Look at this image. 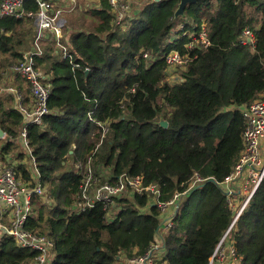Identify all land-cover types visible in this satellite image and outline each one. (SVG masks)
Returning <instances> with one entry per match:
<instances>
[{"label": "trees", "instance_id": "trees-1", "mask_svg": "<svg viewBox=\"0 0 264 264\" xmlns=\"http://www.w3.org/2000/svg\"><path fill=\"white\" fill-rule=\"evenodd\" d=\"M177 7L178 0H143L122 30L108 0H99L91 12L68 20L72 32L62 43L71 63L52 40L36 58L51 89L49 114L42 125L26 126V139L48 198L34 199L26 228L52 239L50 264H124L146 252L166 219L146 192L119 195L112 222L101 203L73 213L81 186L80 171L72 169L76 163L83 169L89 161L100 182L113 183L124 174L141 177L144 186L159 189L160 203L187 189L194 177L202 180L180 202L164 236L169 264H209L232 221L221 185L243 149L240 108L264 93V0L186 6L179 18L182 33L198 32L205 24L210 44L191 52L192 60L179 71L181 80L172 84L166 81L169 66L162 54L177 50L183 55L188 42L179 32L180 39L166 44ZM38 9L34 1L24 5L25 12ZM86 17L98 21L84 27ZM245 28L255 38L253 50L239 42ZM34 33L31 18L0 20V84L31 49ZM23 127L14 96H0L1 154L24 158L14 153ZM15 170L29 179L24 165ZM229 239L236 254L231 264H264V180ZM37 255L0 237V264H33Z\"/></svg>", "mask_w": 264, "mask_h": 264}, {"label": "built area", "instance_id": "built-area-1", "mask_svg": "<svg viewBox=\"0 0 264 264\" xmlns=\"http://www.w3.org/2000/svg\"><path fill=\"white\" fill-rule=\"evenodd\" d=\"M34 1L39 9L36 13L25 12L24 5ZM160 2L162 0H151ZM112 11L116 14V22L120 25L129 13V0H108ZM62 12L56 9L52 3L43 0H0V20L6 17L23 19L31 18L35 27L34 40L31 49L25 52L21 59L12 67L15 76L21 79L29 92L30 103L27 104L24 94L19 89H8L14 96L15 106L24 116V127L20 138L26 151L29 167L26 168L29 179L20 178L13 167L0 168V232L13 239L15 245L20 249H30L38 253L33 264H50L54 257V242L45 234L32 232L26 228L28 219L34 212V199L48 198L46 189L40 184V174L26 139V126L29 124L40 126L46 115L49 114L48 100L51 92L50 86L45 84L44 75L36 68V58L43 55V44L48 36L54 43L55 48L64 60L72 57L62 43L65 21L61 17ZM192 34L188 42L183 45V55L177 50L162 54L169 68L167 77H170V68L180 66L175 78L179 81V71L185 69L188 62L192 60L191 52L206 49L209 44L207 28L202 24L200 31ZM178 40V39H176ZM174 40L166 41V44ZM239 42L248 45L253 50L255 38L252 32L245 28L242 30ZM147 57V54L144 55ZM72 66H76L72 64ZM167 79V78H166ZM173 82V83H175ZM172 83V84H173ZM242 118L245 122L243 131V149L232 173L221 185L226 194L227 206L232 212V221L218 243L210 261L219 253L224 252L221 241L224 240L233 229L249 201L255 195L261 182L264 180V93L254 102L243 105L240 108ZM91 116V114H88ZM91 119V117H90ZM105 132V129H104ZM76 170L80 171L81 186L73 202L72 212L80 213L93 208L101 203L106 211V221L115 219L117 209L115 199L129 192L131 197L134 193H148L149 202L158 207L166 219L160 224L155 234V239L149 245L146 252L141 256H133L124 260V264H169L166 257L164 236L172 228L173 219L178 214L179 204L189 194L190 189L196 183H201L197 177L183 191H175L170 200L160 203L158 200L160 191L156 186H144L141 177H129L122 175L116 182L108 180L100 182L93 174L89 161L82 169L81 164H75ZM30 169V170H29ZM232 261L236 254L234 247L229 248ZM210 264V262H209Z\"/></svg>", "mask_w": 264, "mask_h": 264}, {"label": "crops", "instance_id": "crops-1", "mask_svg": "<svg viewBox=\"0 0 264 264\" xmlns=\"http://www.w3.org/2000/svg\"><path fill=\"white\" fill-rule=\"evenodd\" d=\"M45 2H50L53 4V6L56 9H59L62 12V19L66 22V18L67 21L69 20L70 16L73 14H79V13H86L89 12L90 7H98L99 6V0H43ZM142 6V5H141ZM140 6V7H141ZM135 7V6H134ZM140 7H135V10H138ZM130 8H132V5H130ZM137 8V9H136ZM129 15V14H128ZM126 16V18L124 19L123 23L120 24L121 25V29L122 30H126L127 29V22L128 19L130 18V20L132 18H134L133 16L129 15ZM131 16V17H130ZM65 26V25H64ZM35 29V27H34ZM64 32V29H63ZM63 39V38H62ZM34 40V39H33ZM50 43L48 36H46V39L44 41L43 44V52H44V47L46 46V44ZM11 73L14 74V72L12 71L11 68ZM15 75V74H14ZM12 76L11 78H9L10 81H13L8 83L7 85H5V87L3 89H0V96L1 94L4 93V95L2 96H7L8 94L10 95V92H8V89H18V84L20 85V89L23 94H24V101L29 104L31 99L29 96V92H27V88L25 83L20 79L17 80L19 83L16 82V80H13V78H18L17 76ZM19 79V78H18ZM8 82V81H7ZM6 82V83H7ZM15 103V101H14ZM5 139V136L2 138ZM20 145L24 154V158L19 159L18 157H16L13 152L11 154L5 155V154H1L0 153V168H4V167H13L15 169H18V167L20 166V164L24 165L26 164V159H27V164H28V158H27V154L26 151L23 147L22 144V140L20 138ZM29 165V164H28ZM29 167V166H28ZM27 168V167H25ZM1 237V236H0ZM231 263V262H230ZM216 264H228V261L225 262H218Z\"/></svg>", "mask_w": 264, "mask_h": 264}, {"label": "rangeland", "instance_id": "rangeland-1", "mask_svg": "<svg viewBox=\"0 0 264 264\" xmlns=\"http://www.w3.org/2000/svg\"><path fill=\"white\" fill-rule=\"evenodd\" d=\"M142 2H143V0H129V2H128V5L130 4V5H132V8H130V6L128 7V9H129V15H131V16H133L134 17V15H136L137 14V10H135V7H140L141 5H142ZM135 6V7H134ZM95 7H90V10H89V12H91V10H93ZM137 9V8H136ZM128 15V16H129ZM72 16H74V17H76L77 16V14H74V15H72ZM68 18V17H67ZM67 18H66V27H65V30H64V32H63V38L64 39H67L68 38V36H69V34L72 32V30H70V28H69V26H68V21H67ZM179 18L180 17H178L177 19H175L176 21H175V25H174V28H173V30L171 31V33H170V36L168 37V39L166 40V41H171L172 39L173 40H176V39H180L181 38V35L179 34V32H181L182 33V28H183V24L181 23V21L179 20ZM98 20H97V18H94V19H92V18H90V17H86V20H85V24H86V26H84V27H87V26H89V25H94L93 23L94 22H97ZM203 25H205V24H203ZM72 26V25H71ZM189 27H191V25L189 26ZM186 33H187V35H185V33L183 32L182 34V36H188V38L192 35V34H194V33H192L191 31H190V29H187V31H186ZM197 33V32H196ZM195 33V34H196ZM173 43V42H172ZM32 44H33V41H32ZM32 44H31V46H32ZM55 47V46H54ZM29 51V50H28ZM27 52V51H26ZM182 69V67H180V66H172L171 68H170V77L168 76L167 77V79H166V81L167 82H169V83H173V82H175L176 81V79L177 78H175L176 77V75H178V70H181ZM166 75H167V73H165ZM14 74H11L10 76H9V78H11L12 76H13ZM166 75H165V78H166ZM15 76V75H14ZM9 78H8V82L5 80V82L4 83H2V84H0V89H3L4 87H5V85H7L8 83H10V82H12L13 83V81H10L9 80ZM18 79V78H17ZM13 80H15V78H13ZM18 80H20V79H18ZM7 82V83H6ZM17 83H19L18 81H16ZM2 95H4V93L3 94H1V96ZM2 139H0V141H1ZM0 146H1V142H0ZM23 153V151H22V148H21V145H20V143H18V148H16V151L14 152L15 154H19V153ZM28 164H27V159H26V164H25V167H27L28 168ZM72 169L73 170H76V168H75V166H73L72 165ZM30 170V169H29ZM106 173H108V171L106 170L105 171ZM20 176V175H19ZM20 178H22L21 176H20ZM23 179V178H22ZM107 180V179H106ZM105 180V181H106ZM125 195H127V194H125ZM51 202H52V200H50ZM0 236H1V232H0ZM231 236V232H230V234L224 239V240H222L221 241V246L224 248V252H222L221 254H217L216 256H215V258L212 260V262L210 261V264H216V263H218V262H225V261H228V264H231L230 262L232 261L231 260V258H230V254H229V248H231L232 247V243H230V239H229V237Z\"/></svg>", "mask_w": 264, "mask_h": 264}, {"label": "water", "instance_id": "water-1", "mask_svg": "<svg viewBox=\"0 0 264 264\" xmlns=\"http://www.w3.org/2000/svg\"><path fill=\"white\" fill-rule=\"evenodd\" d=\"M199 1L204 2L207 0H178V7H177L176 11L174 12V19H177L178 17L183 16L186 6L194 5V4L198 3ZM159 125L163 128H166L168 126V123L164 120H161L159 122ZM4 136H5V134L0 129V139H2Z\"/></svg>", "mask_w": 264, "mask_h": 264}]
</instances>
